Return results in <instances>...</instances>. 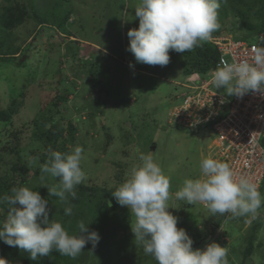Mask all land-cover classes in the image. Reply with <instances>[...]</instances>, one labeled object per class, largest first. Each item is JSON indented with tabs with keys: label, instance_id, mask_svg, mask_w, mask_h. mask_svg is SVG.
Listing matches in <instances>:
<instances>
[{
	"label": "rangeland",
	"instance_id": "obj_1",
	"mask_svg": "<svg viewBox=\"0 0 264 264\" xmlns=\"http://www.w3.org/2000/svg\"><path fill=\"white\" fill-rule=\"evenodd\" d=\"M17 1L27 4L40 20L31 17L12 31L0 27V110L7 107L13 96L23 92L25 96L12 121L0 123V147L14 144L15 134L21 133L24 162L30 169H41L45 163L42 156L49 153L40 148L35 138L34 120L43 115L41 107L45 104L56 119L65 115L68 120L64 124L72 121L78 129L77 141H69L67 146L70 151L75 146L84 149L81 167L87 179L82 184L98 190L118 187L117 174L122 173L126 180L131 170L142 163L139 154L150 153L170 177L169 211L178 217L177 227L184 228L193 239L194 249L216 242L228 249L229 264H264V226L258 230L257 238L262 247L256 248L247 260L243 254L253 225L258 218L264 222V205L256 217L249 215L247 221L231 220L228 228L214 227L212 214L204 204L191 205L175 198L185 179L201 176L199 164L202 158L209 157L207 151L213 136L209 130L194 132L169 124L171 110L182 103L186 90L182 87L187 79L182 55L170 51V62L161 67L137 63L127 50V32L139 27L135 8L140 0ZM68 15L69 20H65ZM223 20L226 23L222 34L239 39L238 36L249 33L241 29L240 20L231 12ZM233 21L237 28L230 30ZM18 50L20 53L13 55L17 58H4ZM101 89L106 95H99ZM58 95L68 97V101L56 113L49 101ZM110 137L112 141L106 149ZM14 158L5 154V160L0 161V174L6 172L7 162ZM30 175L23 187L39 191L45 198L55 177L47 173L34 177L33 171ZM75 191H79V185ZM258 191L264 197V183ZM68 199L72 197L68 195L67 202H59L56 211L69 205L75 210ZM118 209L121 216L129 212L126 206L119 205ZM58 218L55 215L54 220ZM134 223L132 214L131 222L118 231L109 229L104 236L105 232L100 230L98 244L91 246L96 256L89 261L157 264L135 241L131 230Z\"/></svg>",
	"mask_w": 264,
	"mask_h": 264
},
{
	"label": "clouds",
	"instance_id": "obj_2",
	"mask_svg": "<svg viewBox=\"0 0 264 264\" xmlns=\"http://www.w3.org/2000/svg\"><path fill=\"white\" fill-rule=\"evenodd\" d=\"M227 0H140L135 8L138 28L127 32L130 51L137 63L164 67L170 62V51L185 53L209 41L221 27L218 9ZM264 42V36L259 38ZM130 63V67H131ZM216 89H225L228 96L242 98L249 93L264 95V47L253 46L250 59L223 62L211 73ZM223 102V101H222ZM84 149L75 146L68 153L48 150V159L41 172L59 178V185L47 188L48 195L67 202L76 198V187L86 181L81 167ZM139 166L112 195L135 216L132 233L145 255L157 264H229L228 249L216 242L193 248V239L184 228H178V217L169 209L170 177L166 176L149 154L140 153ZM31 163V161H30ZM201 176L188 178L175 193V198L191 205L204 204L212 216L256 217L264 205L258 184L244 175L237 177L232 166L212 157H204ZM261 187V186H260ZM7 209L0 226V240L10 247L30 253V259L45 257L55 249L61 255L77 258L87 244L95 248L100 240L97 231L79 222V234L70 235L62 222L51 219L48 201L39 191L28 187L12 188L11 194L0 197ZM5 208L0 211H5ZM72 215V206L64 209ZM0 264H8L0 258Z\"/></svg>",
	"mask_w": 264,
	"mask_h": 264
},
{
	"label": "trees",
	"instance_id": "obj_3",
	"mask_svg": "<svg viewBox=\"0 0 264 264\" xmlns=\"http://www.w3.org/2000/svg\"><path fill=\"white\" fill-rule=\"evenodd\" d=\"M229 12H231L235 18L240 20L242 25L241 29L249 32L243 33L241 37L238 36L239 39L256 42L261 46L264 45V42H261L259 39L261 35L264 36V0H227L226 3H221V7L218 9V20L221 27L218 31L212 34V37L222 34V27L226 23L223 18H225V16L227 17ZM31 17L38 19V21L40 20L35 11L32 10V12H30L27 4L17 0H0V27L2 29L12 31L21 26ZM69 18L70 17L68 15L65 20H69ZM232 23L233 24L231 25L230 30H235L237 28L236 21H233ZM19 53L20 50L11 56L4 58L9 59L10 57L15 59L17 57L13 55H17ZM180 54L182 55V69L186 75L194 73H207L208 70L216 65L221 56V52L210 40L203 42L200 47ZM99 95H106V91L101 89L99 91ZM24 97V92L18 95V97L13 96L10 103L7 104V107L0 110V123H9L12 121L14 114H16L19 110V106L22 105L21 99ZM103 100V103H106L105 97ZM67 101L68 97L58 95L56 99L50 100L49 103L51 102L50 105H54L57 110L56 113H58L61 111V104ZM100 103H102V101H100ZM44 105L45 104L41 107L43 115L34 120V125L36 127L34 135L39 142L40 148L45 150L47 153L50 148L62 153L70 152L67 142L77 141V127L72 121H68L69 123L66 126L64 122L68 120V117L61 115L59 119H56L55 113ZM169 124L174 125L171 124L170 121ZM174 126L185 129L180 125L175 124ZM65 132L67 133L66 138L64 137ZM194 132L196 131L194 130ZM20 134H15L14 144L3 145L0 147V161L5 160V154L15 156L11 162H7L8 168L6 172L4 174H0V197L11 194V189L14 187H23V185L28 181L29 176H31V171H33L34 177L45 174L41 172L40 168L30 169L24 162L21 154L22 143L19 140ZM110 136L112 137L113 135L110 133ZM111 137L106 143V149L112 141ZM47 158V154L43 155L42 162H46ZM118 166L122 168V164H118ZM117 178L119 179L120 185L125 181L124 176H122V173L120 172L117 174ZM55 185H59V178L55 177L52 181V187ZM118 187L111 189L103 188L98 190L96 187L80 184L79 191L76 192V198L68 199L70 203L76 206V209L72 210V215L70 216L65 214V208L56 211V205L59 202H62L58 196L46 195L45 199L48 201L49 207L51 208V219L54 220L55 215H57L59 217L58 221L62 222V225L66 228L70 235L79 234L78 224L81 221H83L86 225L89 223L88 228L90 231L94 230L99 233L100 230H103L105 232L103 233L104 236L108 233L109 229L115 228V230L118 231L121 226L125 227L132 220V213L130 211L121 216L118 209L119 204L112 195ZM260 189L261 187L259 190ZM5 207V205L0 204V209ZM6 210L7 209L5 208V211ZM5 211H0V226H2V218L6 217ZM117 217L119 218L117 219ZM212 217L214 227L225 225L227 228L229 227L231 220L247 221L250 219L249 215L233 218L228 213L224 215L216 214ZM262 226H264V222L261 218H258L252 227L250 236L247 238V246L243 251L244 260H247L254 255L256 248L262 247V243L257 244L258 230H260ZM224 244L225 243L222 245ZM91 246V243L87 244L84 251L75 259L61 255L54 249L48 256L38 257L36 260H31L30 253L20 250L19 248L10 247L0 240V258L6 259L8 264H95L89 261L92 257L96 256V253L92 250ZM97 250L98 249L96 248V251Z\"/></svg>",
	"mask_w": 264,
	"mask_h": 264
},
{
	"label": "built area",
	"instance_id": "obj_4",
	"mask_svg": "<svg viewBox=\"0 0 264 264\" xmlns=\"http://www.w3.org/2000/svg\"><path fill=\"white\" fill-rule=\"evenodd\" d=\"M210 40L220 59L205 74L187 75L184 99L173 107L169 121L192 131L209 130L213 140L208 156L229 163L237 177L247 176L259 189L264 181V95L228 96L213 86L211 73L223 62L250 59L253 46L261 45L224 34Z\"/></svg>",
	"mask_w": 264,
	"mask_h": 264
}]
</instances>
